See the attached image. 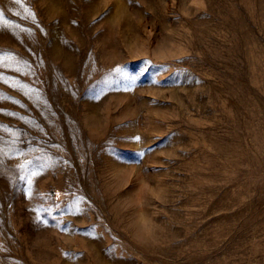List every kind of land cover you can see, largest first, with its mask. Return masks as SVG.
I'll return each instance as SVG.
<instances>
[{"label": "rangeland", "instance_id": "obj_1", "mask_svg": "<svg viewBox=\"0 0 264 264\" xmlns=\"http://www.w3.org/2000/svg\"><path fill=\"white\" fill-rule=\"evenodd\" d=\"M0 10V264H264V0Z\"/></svg>", "mask_w": 264, "mask_h": 264}, {"label": "snow or ice", "instance_id": "obj_2", "mask_svg": "<svg viewBox=\"0 0 264 264\" xmlns=\"http://www.w3.org/2000/svg\"><path fill=\"white\" fill-rule=\"evenodd\" d=\"M15 2L17 4H19L21 2V0H15ZM3 18H4V13H3L2 10H0V22L3 21ZM29 18L34 20L35 19V14L34 13H31V15H30ZM0 79H2V76H0ZM136 139L139 140L140 138L139 137H136ZM0 155H2V150H0ZM20 167L21 168H24V165H20ZM32 174L35 175V173H32Z\"/></svg>", "mask_w": 264, "mask_h": 264}, {"label": "clouds", "instance_id": "obj_3", "mask_svg": "<svg viewBox=\"0 0 264 264\" xmlns=\"http://www.w3.org/2000/svg\"><path fill=\"white\" fill-rule=\"evenodd\" d=\"M191 2L193 3V5H195V0H191Z\"/></svg>", "mask_w": 264, "mask_h": 264}]
</instances>
